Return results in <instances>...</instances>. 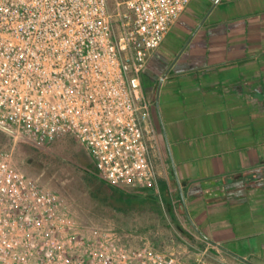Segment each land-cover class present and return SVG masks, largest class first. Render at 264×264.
<instances>
[{"label":"built area","instance_id":"2783aa9c","mask_svg":"<svg viewBox=\"0 0 264 264\" xmlns=\"http://www.w3.org/2000/svg\"><path fill=\"white\" fill-rule=\"evenodd\" d=\"M192 0H0V264H193L149 241L82 232L61 195L15 161L20 140L73 137L100 175L156 187L142 76Z\"/></svg>","mask_w":264,"mask_h":264},{"label":"crops","instance_id":"0c3cea01","mask_svg":"<svg viewBox=\"0 0 264 264\" xmlns=\"http://www.w3.org/2000/svg\"><path fill=\"white\" fill-rule=\"evenodd\" d=\"M142 85L160 184L181 194L206 248L264 264V0H192Z\"/></svg>","mask_w":264,"mask_h":264},{"label":"rangeland","instance_id":"374dc122","mask_svg":"<svg viewBox=\"0 0 264 264\" xmlns=\"http://www.w3.org/2000/svg\"><path fill=\"white\" fill-rule=\"evenodd\" d=\"M155 135V148L151 149L154 164L164 151L156 128ZM11 142L10 136L0 131V143ZM15 161L27 176L61 195L67 211L87 235L114 232L128 245L149 241L156 248L175 252L193 264H246L218 246L206 248L196 230L179 216L178 220L190 234L185 237L167 211L164 195L158 203L137 200L130 207L118 208L95 178L98 172L95 159L73 137L40 148L20 140L15 148Z\"/></svg>","mask_w":264,"mask_h":264},{"label":"trees","instance_id":"16d2710c","mask_svg":"<svg viewBox=\"0 0 264 264\" xmlns=\"http://www.w3.org/2000/svg\"><path fill=\"white\" fill-rule=\"evenodd\" d=\"M21 141H25L30 145L40 148V146H37L29 141ZM95 178L100 181V185L101 187H103V190L107 192L109 197L114 201L115 205H117L118 208H121V210L125 208L124 206L130 207V205H132L137 200L152 201L158 203L159 197L164 195L167 211L176 221L179 231L185 237L190 236L189 232L185 230L181 220H178L179 216H181L185 220H188V214L185 210L183 197L178 191L169 187V185L165 181L161 182V187L158 191L156 187L127 188L114 185L104 179L99 172L95 174Z\"/></svg>","mask_w":264,"mask_h":264},{"label":"water","instance_id":"95a60500","mask_svg":"<svg viewBox=\"0 0 264 264\" xmlns=\"http://www.w3.org/2000/svg\"><path fill=\"white\" fill-rule=\"evenodd\" d=\"M166 75V74H165ZM163 80V79H162ZM162 80H161V82H162ZM235 254V253H234ZM238 258H240V259H242V260H244V261H246V262H248V263H250V264H255L254 262H252L251 260H249V259H247V258H245V257H243V256H241V255H238V254H235Z\"/></svg>","mask_w":264,"mask_h":264}]
</instances>
